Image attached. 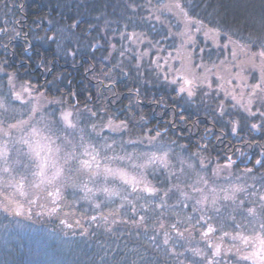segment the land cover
I'll list each match as a JSON object with an SVG mask.
<instances>
[{
    "label": "trees",
    "instance_id": "obj_1",
    "mask_svg": "<svg viewBox=\"0 0 264 264\" xmlns=\"http://www.w3.org/2000/svg\"><path fill=\"white\" fill-rule=\"evenodd\" d=\"M138 2L143 8L138 9L139 14L130 15L129 0H0V76L4 77L0 79V93L7 95L9 76L19 73L23 77L30 73L28 79L36 82L41 91L52 86L51 92H45L44 101L63 97L70 103V88L80 98V109H84V100L90 96L101 113L107 110L109 117L122 113L120 119L147 123L148 128L159 129L163 134V138L150 139L147 129L141 135L136 128L131 139L138 144L128 145L130 137L124 135L126 143L117 148L118 153L123 150L139 154L142 161L145 153L157 156L167 153L169 167L164 171L168 174L178 171L177 165L182 160L185 168L189 164L194 166L188 169L192 182L199 176L209 182V187H241L248 191L254 188L264 192V168L255 164L257 159H264V129L249 130L252 123L261 121L248 115V100L241 99V107L229 93L238 90L240 83L250 97L252 86L264 79V60L258 56L259 45L264 43V0H191L199 5L195 14L190 10L189 0H179L188 13L187 19L192 22L187 28L179 12L163 7L177 0ZM76 23L79 27H75ZM73 52L77 54L74 56ZM41 60L55 65L51 75L45 77L36 68ZM173 60L180 62V69L189 67L198 78L197 96L190 102L173 92V85L164 79L165 75L169 81L183 76L182 70L170 67ZM221 78L223 81H218ZM26 82L17 78L15 85L19 87ZM57 89L59 94L54 96ZM4 98L0 96V101ZM258 98V95L251 97L253 109L258 106ZM11 103L17 116L15 122L29 119L28 107L22 106L20 101ZM34 105L35 102L30 106ZM220 105L233 113L231 117H224L227 125L224 128L213 123L209 115L210 109L219 113ZM42 107L51 111L55 106L50 107L45 102ZM182 114L183 120L180 119ZM46 119L51 120L47 112L44 118L37 117L36 123L46 126ZM233 120L238 128L235 135L230 134ZM36 123L33 125H38ZM114 123L118 124L119 120ZM97 131L109 142L114 138L119 145L118 131L109 132L107 128ZM218 137H222V141ZM202 144L208 145L207 151H199L198 146ZM182 147L186 151H182ZM24 148L28 152L27 147ZM226 156L233 161L230 169L222 167L227 163ZM200 160L206 162L205 171L200 170ZM20 162L19 158L14 161ZM152 167L159 172L163 166L157 161L149 165L147 171ZM247 169L252 172L248 173ZM86 173L85 169L82 180L75 178L76 173L73 177L65 175L64 183L62 175L51 185L43 184L46 189L42 192L35 187L39 177L30 181L31 187L26 183L21 188H13L4 183L0 174V264H177L178 261L192 264L199 259L186 249L204 248L200 236L193 233L189 238L191 243L171 239L165 246V230L159 228L151 211L147 223L133 225L129 222L125 228L123 221L131 215L127 202L119 197L112 200L97 197L98 189L94 190V183L88 180ZM246 176L251 178L249 182L244 181ZM147 178L157 184L151 176ZM213 180L216 185L212 184ZM227 180L231 182L226 183ZM86 182L95 192L84 190ZM73 184L78 187H72ZM96 185H107L116 191L123 188L119 180L107 184L101 180ZM180 187L185 188L183 184ZM57 190L60 195L53 204L48 193ZM190 191L187 189L184 195ZM236 195L248 199V192ZM176 202L174 197L172 203ZM18 203L28 204V212L22 213ZM96 203L102 207L96 209ZM221 211L224 212L223 207ZM192 214L191 207L179 213L168 212L163 222L165 225L173 220L186 222L187 216ZM93 215L98 217L97 222L91 220ZM231 219L224 212L223 221ZM227 231L236 235L230 227ZM241 234L249 238L248 245L229 237L221 244L222 252L235 244L237 247L232 251L239 259L256 249L257 237L264 240V230L258 223ZM173 245L175 251L184 255L172 256ZM256 264L262 261L258 259Z\"/></svg>",
    "mask_w": 264,
    "mask_h": 264
},
{
    "label": "snow or ice",
    "instance_id": "obj_2",
    "mask_svg": "<svg viewBox=\"0 0 264 264\" xmlns=\"http://www.w3.org/2000/svg\"><path fill=\"white\" fill-rule=\"evenodd\" d=\"M189 4H191L190 10L195 14V9L199 5L191 3V0H189ZM127 7L131 15L139 14L138 9H142L143 5L138 0H129ZM163 7L170 11L179 12L183 16L185 28L192 23L187 19L188 13L184 11L179 0ZM69 19L74 18L69 16ZM75 27H79V23H76ZM132 35L134 36L135 33ZM259 46L261 51L258 56L264 60V43ZM76 54V52H73L74 56ZM157 66H159L158 62ZM4 67L6 68L8 65H4ZM54 67V64H49L44 60H41L36 65V68L45 77L52 74ZM30 75V73H27L21 77L17 73L15 76H9L10 87L7 95L0 93V96L5 97L3 101H0V141H3V143H0V160L3 161L2 166H0V174L3 175L6 185L21 188L27 183L31 187L30 181H35L39 177V182L35 184V187L39 189L45 183L51 185L53 181L61 177L62 172L66 173L68 177H73L74 173H76L78 175L75 178L82 180L86 169L88 180L93 183H100L101 180L105 184L116 180L121 182L123 186L121 191L104 186L99 188L95 195L97 197H107L109 200L119 197L121 201L127 202L131 215L128 216V220L123 221L125 228H127L129 222L133 225L141 222L147 223L150 219L148 213L151 211L155 215L159 228L165 230L163 240L165 246L169 245L171 239L188 240L191 243L189 238L192 234L199 235L204 248L192 247L186 249L191 251L194 256L199 257L192 264H248L249 261L256 264L258 259L264 264V240L259 237L256 238L259 241L256 249L249 254L240 256L239 259L237 254L232 251L237 245L233 244V246L223 252L221 248V244L229 237L234 242L242 241L245 245H248L249 238L241 234V232L247 231L249 226L253 224L258 223L260 229L264 230V192H257L254 188L251 191L241 187L224 188L216 185L215 180L212 181V184L216 186L209 187V182L203 177H199L198 174L196 182H192L189 179L191 173H189L188 169L194 166L189 164L185 168L182 160L177 165L179 170L168 174L164 171V168L169 167L167 153L164 156H157L155 153H145L143 154V161L139 154L123 150L118 153L117 148L126 143L122 138L124 135L130 137L127 141L128 145L136 146L138 144L137 141L131 139L136 128L140 129L141 135L147 129L148 138L150 139L163 138V134L159 129L148 128L147 123H136L132 118L120 119L122 113H115V110H113L115 114L112 117L107 115V110L101 113L99 106L93 105L90 96L84 100V109H80V98L70 88L68 89L71 98L70 103L65 101L63 97L58 100L44 101L42 98L45 96V92H51L52 86L49 85L45 91H41L36 82L28 79ZM3 78L0 76V79ZM17 78L27 81L19 85L18 89L15 85ZM164 79L173 85L172 91L179 93L180 98L186 100V102H190L197 96L196 84L193 79L180 77L169 81L167 75L164 76ZM58 94L59 89L53 95ZM204 95L210 94L204 93ZM257 95L259 96L258 106L253 109L251 97ZM96 99L99 100L100 97L98 96ZM231 99L237 101L243 107V104L237 100L235 94L232 95ZM13 100L20 101L22 106L28 107L30 114L28 120L15 122L17 116L15 109L12 108L11 102ZM33 102H35V105L30 106L33 105ZM45 102L50 107H55L48 111L42 107ZM201 103H203V100H201ZM177 106L179 107V105ZM246 110L249 116L261 121L259 124L252 123L249 130L259 131L264 129V79L252 86ZM45 112H47V116L51 117V120H45V135L40 138L41 147L35 151L33 158L30 152L25 151V145L31 146L29 138H26L23 133L32 128L33 124L37 122V117L44 118ZM209 115L212 116L213 123L224 128L227 127L224 123V117H231L233 113L228 111L223 105H220L219 113L215 109H210ZM183 118L182 114L180 119L183 120ZM114 120H119V123L115 124ZM97 121H100V123L98 124ZM141 121H143V117H141ZM89 125H91V128H89ZM105 128L109 132H119L121 135L119 145H117L114 138L112 142H109L107 138L101 136L100 132L97 131V129L103 131ZM237 130V122L233 120L230 134L235 135ZM167 131L168 129H166ZM17 133H20L19 140L17 139ZM35 133L36 129L33 128L32 135H35ZM212 134L214 136L217 135L215 132ZM218 138L222 141V137ZM172 143L175 144L176 142L172 141ZM198 147L199 151H207L208 145L202 144ZM181 150L186 151L183 147ZM17 158L21 161L19 164L14 163ZM225 159L227 163L222 167L223 169H230L233 166L232 158L226 156ZM157 161L163 166L160 171L157 172V169L152 167L151 171L148 172V166ZM101 162L104 163L103 168H101ZM199 164L201 165L200 170L205 171L206 162L200 160ZM255 164L259 168H264V159H257ZM217 167L221 166L218 165ZM146 172L147 175H145ZM247 172L251 173L252 169H247ZM14 173L15 175H13ZM49 173L50 176L48 175ZM148 176L156 180L157 184H152L148 180ZM230 182V180L226 181V183ZM181 184L185 186L184 189H181ZM72 187H78V185L73 184ZM187 189L191 191L184 195ZM84 190L88 193H93V190L88 188L86 183ZM239 192H248V199L246 200L244 197L238 198L236 194ZM178 194L183 198L180 199ZM21 195H23V192H21ZM48 195L53 198V204H55L56 198L59 197L60 193L57 190L49 192ZM174 197L177 198L176 203H172ZM190 198L191 203L189 202ZM140 200H143L144 203H139ZM224 201L229 203L225 204ZM145 204H147V207H145ZM104 206H107V203ZM101 207V204H95L96 209ZM121 207H124V203L121 204ZM190 207L193 214L187 216L186 222L173 220L169 225H165L163 222L165 213H179ZM222 207L224 212H227L232 217L230 222L223 221L224 212L221 211ZM52 211L55 212L56 208L53 207ZM100 218L102 219L103 217ZM237 218H240L239 222H237ZM91 220L97 222L98 217L93 215ZM244 220H247L248 224H245ZM229 227L236 232V235H232L227 231ZM172 233L175 234L174 237L171 235ZM186 233L188 236L185 235ZM152 239L155 240L156 236L153 235ZM180 247L183 248L184 244H180ZM174 249L175 245H173V250L171 251L172 256L179 257L184 255V253ZM133 250L136 251L135 249ZM165 251L168 252L169 250L166 248ZM177 264H182V262L178 261Z\"/></svg>",
    "mask_w": 264,
    "mask_h": 264
},
{
    "label": "rangeland",
    "instance_id": "obj_3",
    "mask_svg": "<svg viewBox=\"0 0 264 264\" xmlns=\"http://www.w3.org/2000/svg\"><path fill=\"white\" fill-rule=\"evenodd\" d=\"M135 46V45H134ZM180 62H176L175 60H173V61H171V65H170V67H175L176 69H179L180 71H181V73H182V77H185V78H188V79H193L194 80V82H195V84H196V82L198 81V78H196V76H194L195 74L191 71V69H188L189 67H186V68H182V69H180ZM252 64H253V62H252ZM223 81V79L221 78L220 80H218V81ZM202 81H205V79H203ZM210 82H211V79H210ZM205 83H207V81H205ZM17 89H18V87H17ZM236 89H238V90H233V91H230L229 93H231L232 95L233 94H235L236 96H237V99L238 100H240L241 101V99H243V101H246V100H249V96H246V91H245V89H242V87H241V84L240 83H238V87L236 88ZM36 124H38V125H33L32 126V128H29L26 132H24L23 133V135L26 137V138H29V144H30V146L31 147H29V145H25L26 147H27V150H28V152H30L31 154H32V157L34 158V154H35V151L36 150H38L40 147H41V140H40V138L43 136V135H45V133H44V127H46L45 125H43V124H39V123H36ZM41 125V126H40ZM33 128L34 129H36V133H35V135H32V131H33ZM19 138H20V135H18L17 136V139L19 140ZM1 143V142H0ZM11 154V153H10ZM165 154H163V156H164ZM168 159V158H167ZM169 160H167V162H168ZM2 164H3V161L2 160H0V166H2ZM149 167V166H148ZM2 175V174H1ZM49 176H50V173L48 174ZM64 177H63V176ZM65 175L67 176V174L66 173H64V172H62L61 173V176H62V180H63V182L62 183H64L65 181H64V178H65ZM87 176V175H86ZM85 176V177H86ZM88 177V176H87ZM60 178V177H59ZM241 178V180L243 181V178L242 177H240ZM244 179H246V180H244L245 182H249V179H251V178H249V177H244ZM243 181V182H244ZM86 184H88L87 182H86ZM105 184V183H104ZM240 184H242V182L240 183ZM92 185V184H91ZM105 186H107V185H105ZM15 186H13V188H14ZM101 187H104V186H97L96 185V183H94V190L96 191L97 189H99V188H101ZM88 188H91L90 187V185H89V187ZM225 188H227V187H225ZM44 189H46L45 188V186H41L40 188H39V190L42 192ZM92 189V188H91ZM93 190V189H92ZM95 191H93V192H95ZM88 193V192H87ZM18 204H20V205H18V207L20 208V207H22V213H27L28 212V208H29V205L28 204H21V203H18Z\"/></svg>",
    "mask_w": 264,
    "mask_h": 264
}]
</instances>
